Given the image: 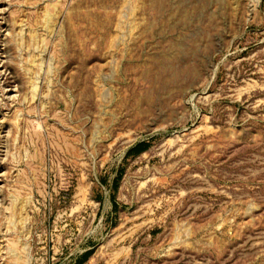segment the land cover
Returning <instances> with one entry per match:
<instances>
[{
  "label": "rangeland",
  "instance_id": "obj_1",
  "mask_svg": "<svg viewBox=\"0 0 264 264\" xmlns=\"http://www.w3.org/2000/svg\"><path fill=\"white\" fill-rule=\"evenodd\" d=\"M24 242L264 264V0H0V264Z\"/></svg>",
  "mask_w": 264,
  "mask_h": 264
},
{
  "label": "bare ground",
  "instance_id": "obj_2",
  "mask_svg": "<svg viewBox=\"0 0 264 264\" xmlns=\"http://www.w3.org/2000/svg\"><path fill=\"white\" fill-rule=\"evenodd\" d=\"M2 77H3V79L5 81L7 80V76H5V73L3 74ZM24 209H25V212H26V216L25 217L20 215L22 213L24 214ZM31 210H32V205H31V201L30 200H25L24 203L22 201V204L20 206H19V204H17L16 201H14L11 204L10 217L9 218L7 217L8 221L5 219L7 221V227L15 228V226H20L21 229L24 230V232H26L25 236L29 237V232H30V228H31L30 227L31 217L29 216V213L31 212ZM13 216L16 217V218H14ZM24 245H25V247H23V250H22V252H23L22 254L23 255L22 256H21V254H19V255L13 254L12 255V257H13L11 259L12 260L11 261L12 264H22V262H21L22 259L24 261V259L26 258L24 256V253H27V252H28V254L30 253V248H29V250H27V247H29L27 242H24L22 246H24ZM24 251H27V252H24ZM28 256L30 257V254ZM23 257H25V258H23ZM26 261H24V262H26ZM24 262H23V264H24ZM29 263H30V261L27 262L26 264H29Z\"/></svg>",
  "mask_w": 264,
  "mask_h": 264
},
{
  "label": "trees",
  "instance_id": "obj_3",
  "mask_svg": "<svg viewBox=\"0 0 264 264\" xmlns=\"http://www.w3.org/2000/svg\"><path fill=\"white\" fill-rule=\"evenodd\" d=\"M148 145H147V143H145V142H141V143H138L135 147H133L130 151H129V153L130 152H132V151H136V152H142L146 147H147Z\"/></svg>",
  "mask_w": 264,
  "mask_h": 264
}]
</instances>
